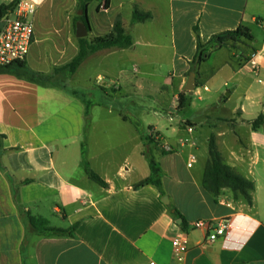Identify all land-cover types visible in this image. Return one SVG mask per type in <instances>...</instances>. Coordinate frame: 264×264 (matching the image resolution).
<instances>
[{
	"label": "crops",
	"instance_id": "obj_1",
	"mask_svg": "<svg viewBox=\"0 0 264 264\" xmlns=\"http://www.w3.org/2000/svg\"><path fill=\"white\" fill-rule=\"evenodd\" d=\"M33 1L35 34L25 63L53 80L0 73V162L6 168L0 169V264H175L171 242L180 229L189 241L184 264H264V126L251 125L264 115V0H110L106 12L100 10L103 1L92 2L86 12L79 0ZM135 9L152 17L135 22ZM84 15L88 24L78 20ZM118 21L132 36L131 47L98 51L71 77L55 73L78 55V23L86 25L84 38L91 41L111 34ZM241 25L254 41L216 52L227 57L216 71L228 74L224 86L232 82L230 96L243 97L235 107L239 117L224 120L228 128L212 135L225 162L255 183L252 204L235 199L229 189L214 196L203 187L212 135L204 137L192 118L177 123L172 114L181 110L191 73L196 85L192 96L187 93L188 107L195 105L193 96L202 100L201 90L211 92L203 64L212 56L194 64L195 28L207 43ZM146 89L157 98L172 94L171 101L162 100L170 115L155 124L143 118L157 110L153 102L130 99L134 90ZM152 133L172 151L165 152ZM149 150L161 169V190L152 184L134 188L151 175ZM192 155L197 162L188 168ZM87 166L106 187L89 177ZM19 206L51 227L78 224L74 237L45 236ZM199 220H227L230 227L207 244L209 232L192 227Z\"/></svg>",
	"mask_w": 264,
	"mask_h": 264
},
{
	"label": "trees",
	"instance_id": "obj_2",
	"mask_svg": "<svg viewBox=\"0 0 264 264\" xmlns=\"http://www.w3.org/2000/svg\"><path fill=\"white\" fill-rule=\"evenodd\" d=\"M94 1L105 2L106 9H109L110 0H79L80 9L86 12L89 5ZM21 0H14L9 5H0V20L6 16L9 12L14 11ZM152 16L150 13H144L138 9L133 12V21L143 22L150 19ZM78 20H82L88 24L86 16L79 17ZM197 35V53L195 56L194 64L199 66L205 63L214 53L223 49H237L243 40L254 41V36L251 30L246 26H239L236 30L226 31L213 36L207 43L202 42L198 29L195 28ZM132 36L126 31L121 21H118L111 34L106 36L96 37L91 41L86 38L79 39V52L78 55L66 66L55 70L56 74L64 75L65 77L73 76L81 64L92 54L111 48H128L133 45ZM249 60V58H247ZM0 73H11L17 76H24L35 82H51L53 78L51 76L32 73L25 62H18L7 68H0ZM190 97L187 92H183L179 99V108L184 109L190 105ZM138 126V123H136ZM252 128L257 130L264 126V115H260L256 120L251 122ZM149 139V138H148ZM151 140V139H150ZM149 140V141H150ZM151 144V142H149ZM145 156L149 160L151 175L147 179L137 183L135 189H140L147 185H155L160 190L162 189L161 169L157 162L154 160L151 150L145 152ZM0 169L6 172V168L0 162ZM89 177L97 184L106 187L107 183L95 172L91 171L87 166ZM8 179L12 182V177L7 174ZM203 187L213 194L219 196L223 190L229 189L235 199L243 198L249 204H252V192L255 190V183L244 176L238 174L231 166H229L221 152L218 149L216 137L212 135L209 139V160L206 164V168L203 176ZM164 195V193H161ZM16 198L18 194L15 193ZM21 215L30 223V225L37 231H40L45 236L51 237H74L78 224L72 226L69 229H61L51 227L45 219L41 217H34L29 212H26L21 206H19ZM175 216L181 217L177 210L171 209ZM185 224V223H184Z\"/></svg>",
	"mask_w": 264,
	"mask_h": 264
},
{
	"label": "built area",
	"instance_id": "obj_3",
	"mask_svg": "<svg viewBox=\"0 0 264 264\" xmlns=\"http://www.w3.org/2000/svg\"><path fill=\"white\" fill-rule=\"evenodd\" d=\"M38 4L33 0H21L18 7L4 16L1 22L4 26L0 31V68L10 67L18 62H25L30 53L31 45L35 34V16L37 14ZM100 10L106 12L105 2L100 5ZM250 63L253 65V71L257 75L259 67L254 56ZM104 79L99 78L97 84L104 85ZM151 137L157 142H161V138L155 134ZM165 152H171L172 149L167 145L160 143ZM197 162L196 155H192L187 163L188 168H192ZM193 228L204 229L209 233L206 243L213 244L219 238L226 236L230 227L227 220H222L218 223L199 220L193 223ZM172 255L175 264H184L185 256L189 249L188 233L185 230H177L172 239ZM150 264H157L152 261Z\"/></svg>",
	"mask_w": 264,
	"mask_h": 264
},
{
	"label": "rangeland",
	"instance_id": "obj_4",
	"mask_svg": "<svg viewBox=\"0 0 264 264\" xmlns=\"http://www.w3.org/2000/svg\"><path fill=\"white\" fill-rule=\"evenodd\" d=\"M95 10L93 9V12ZM242 49V47H239ZM226 53H214L209 61L203 64L204 76H207V80L211 92L206 93L203 90L200 91V96L202 100L199 99L198 95L192 97L195 102L194 107H186L179 111L174 110L173 117L176 119L177 123L181 119L192 118L196 122V126L199 132L205 135H217L219 132L226 130L228 127L224 123L226 119H236L238 118V108L235 109L236 105L241 102L243 99L240 94L235 93L233 96H230V92L234 91L235 85L230 82L228 86H224V83L227 81L228 74L226 72H216L220 63L226 60ZM215 68V69H213ZM96 84V83H95ZM96 86V85H95ZM97 88V87H95ZM221 89L220 92H217V89ZM98 89V88H97ZM99 90V89H98ZM152 90L133 91L130 99L135 101L137 105L140 103V99H143L146 103H152L154 109L150 114L143 115L142 111L139 110L138 114H142L145 122L155 124L157 119L167 117L169 114V104L163 105L164 102L171 101L172 94L168 92L164 97L157 98L155 93L151 92ZM154 94L153 97L149 95ZM229 94V95H228ZM114 97L119 98V96L114 95ZM97 101V96L92 98ZM157 99L159 101H157ZM109 100H112L109 98ZM159 102L156 105V102ZM163 109H166L165 111ZM241 122V121H239ZM176 124V122H175ZM243 199L242 197L238 200Z\"/></svg>",
	"mask_w": 264,
	"mask_h": 264
},
{
	"label": "water",
	"instance_id": "obj_5",
	"mask_svg": "<svg viewBox=\"0 0 264 264\" xmlns=\"http://www.w3.org/2000/svg\"><path fill=\"white\" fill-rule=\"evenodd\" d=\"M4 26V22H1L0 23V31L1 29L3 28ZM76 32H77V37L78 38H84L87 36L88 34V31H87V27L84 23H78L77 24V29H76ZM195 78H196V74L195 73H191V75L189 76L188 78V81H187V84L185 86V91L190 95L192 96L193 95V92L195 90ZM229 95V94H228ZM162 202L166 205H168L170 203L169 201V198L167 196H165L162 200ZM179 222L181 223V220H179Z\"/></svg>",
	"mask_w": 264,
	"mask_h": 264
}]
</instances>
